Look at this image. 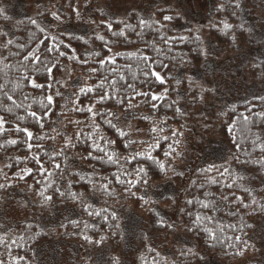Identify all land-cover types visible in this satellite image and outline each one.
I'll return each instance as SVG.
<instances>
[{
	"label": "trees",
	"instance_id": "obj_1",
	"mask_svg": "<svg viewBox=\"0 0 264 264\" xmlns=\"http://www.w3.org/2000/svg\"><path fill=\"white\" fill-rule=\"evenodd\" d=\"M13 1L0 0V207L18 188L33 211L77 214L56 228L33 219L0 223V264H41L38 254L60 243L107 248L105 264H124L123 229L112 207L120 200L143 212L152 230L180 226L192 241L173 260L141 231L130 264H188L189 256L202 261L201 251L239 263L256 251L252 234L264 218V93L222 107L218 132L228 157L197 162L172 224L146 204V192L169 177L180 181L173 168L186 145L181 104L200 108L212 97L206 89L198 99L192 86L206 65L202 33L190 27L175 34L165 22L184 21L172 7L159 8L158 18L95 9L101 30L90 37L60 29L56 19H78L77 0H48V9L10 27L3 5ZM203 4L202 32L228 55L250 41L243 13L254 18L264 8V0ZM83 264L97 263L90 257Z\"/></svg>",
	"mask_w": 264,
	"mask_h": 264
},
{
	"label": "rangeland",
	"instance_id": "obj_2",
	"mask_svg": "<svg viewBox=\"0 0 264 264\" xmlns=\"http://www.w3.org/2000/svg\"><path fill=\"white\" fill-rule=\"evenodd\" d=\"M85 1L77 0L75 5L78 19L69 18L65 23L63 20L56 19L54 24L62 30L74 31L90 37L100 33L101 30L99 21L93 16L95 9L110 17L125 18L130 10H137L143 18H158L159 8L172 7L178 14H181L184 21L182 24L165 22L175 34L184 35L185 29L190 27L202 33L205 42L206 65L203 70H200L199 78L193 81L192 86H195L199 93L198 99L204 98L206 89L212 97L203 99L200 108L180 97L185 100L184 106L182 107L181 104L180 108L184 114V125L187 128L185 148L176 159L173 168L175 173L180 174V181L176 182L169 177L161 183L152 185L146 192V204L153 203L154 207L167 217L170 223L176 224L184 189L197 162L201 160L210 162L228 157L227 149L218 132V115L222 107L231 100L249 99L264 93V68L260 66L264 60V44L261 41L264 34V8H261L254 18L246 11L243 13L242 20L252 32L250 41L240 45L237 50L228 55L225 49L213 43L207 32H202L208 24L204 0H156L155 2L96 0L92 6H85ZM3 6L4 11L12 18L9 23L12 27L19 16L33 15L52 5L48 0H15L5 2ZM54 8L57 9L55 5ZM62 9L70 15L68 9L65 7ZM57 18L61 19V16L57 15ZM211 64H215V67L213 68ZM112 207L119 214L123 229L125 242L119 253L124 264H130L134 259L139 248L138 235L141 231L146 232L151 245L173 260L180 258L179 254L183 249H191L189 247H192V241L186 237L180 226L171 233L154 231L150 228L145 214L133 209L125 200L114 203ZM76 214L65 207H56L49 211H33L22 190L15 188L7 192L3 198L0 207V223L5 227L33 219L45 228H56ZM252 241L256 246V251L239 263H232L216 254L201 251L202 261L194 260L192 256H189L188 264H257L263 262L264 218L258 222L252 234ZM45 249L38 254V261L41 264H83L84 259L90 257H93L97 264H105L108 254L107 248L90 247L87 250H81L67 243H60Z\"/></svg>",
	"mask_w": 264,
	"mask_h": 264
}]
</instances>
